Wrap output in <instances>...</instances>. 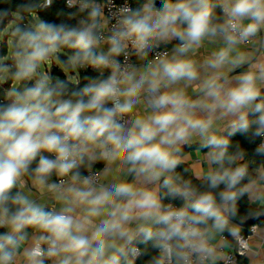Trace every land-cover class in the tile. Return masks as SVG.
Returning <instances> with one entry per match:
<instances>
[{
  "label": "clouds",
  "instance_id": "9594fccd",
  "mask_svg": "<svg viewBox=\"0 0 264 264\" xmlns=\"http://www.w3.org/2000/svg\"><path fill=\"white\" fill-rule=\"evenodd\" d=\"M65 3L59 20L39 15L53 0L0 10V264H216L239 201L264 205V0Z\"/></svg>",
  "mask_w": 264,
  "mask_h": 264
},
{
  "label": "trees",
  "instance_id": "16d2710c",
  "mask_svg": "<svg viewBox=\"0 0 264 264\" xmlns=\"http://www.w3.org/2000/svg\"><path fill=\"white\" fill-rule=\"evenodd\" d=\"M138 1L139 0H136V2H138ZM21 2H22V0H0V10L10 9V10L14 11V10H16L17 5ZM133 3H134V0H133ZM62 8H65V4H64L63 0H53V4L49 8L41 10L39 12V15L41 18H43L45 20H59L61 18L56 17V12ZM217 11H219V9ZM0 27H2V26H0ZM6 53H7V48H6V46H3L2 50L0 51V55H5ZM50 72H53L55 75H62L60 73L57 65L52 66ZM69 75H71V73H69ZM80 75L83 77L84 73L83 72L82 73H79V72L76 73L77 82L79 80ZM81 82L84 83L86 81H83V79H82ZM3 92L6 93L5 88L2 85H0V102H4V98H6V97H4ZM233 139L234 140H240L242 142L241 146L243 148H245L247 151L246 162L249 164V171H250V173L254 174L253 171L262 162L261 157L254 155L253 149H254L255 145H249L246 141L243 140V137H240V136H237ZM182 168H188L189 169V167L186 164H183ZM177 171H181V168H178ZM185 175H186V178L193 179L194 183H199V181L195 180L194 176H192V174L190 173V170ZM176 203L178 204L179 202L177 201ZM263 212H264L263 209L254 208L253 206H251L249 199L246 197L245 199H242L239 201V215L237 217V220L234 221L233 223H235L236 225H239L241 228L247 230L250 225L260 224L264 221V218L261 217ZM253 213H261V214L258 216H254V215H252ZM0 231H3V229H0ZM224 236L226 237V243L228 245L232 246L234 244L232 237L228 236L227 233H225ZM140 247L143 248L144 246L140 245ZM149 258H150L149 256L145 255L141 259L137 260L136 264H146V262L148 261ZM238 262H239V264H246V261L243 258H239Z\"/></svg>",
  "mask_w": 264,
  "mask_h": 264
},
{
  "label": "crops",
  "instance_id": "0c3cea01",
  "mask_svg": "<svg viewBox=\"0 0 264 264\" xmlns=\"http://www.w3.org/2000/svg\"><path fill=\"white\" fill-rule=\"evenodd\" d=\"M157 3H159V0H157ZM134 6H135V4H134ZM214 50H216V46L208 44L207 42H205L204 45L200 49L197 50L195 58H197V59L206 58ZM242 70L243 69H238V70H236V72H239ZM232 74H235V73H232ZM74 82H77V80ZM137 111H139L141 115L145 114V111L142 107L138 108ZM203 152L204 151L200 148L198 140L194 141L190 146H184L183 153L185 156L189 157V159L185 162V164L189 167L191 174H192V171L194 170L195 166L203 164ZM204 167L206 168L207 165L204 164ZM253 173H255V170L253 171ZM29 186L31 187L30 182H29ZM29 194L33 198H39L40 197V193L38 191H36L35 189H33L32 192ZM41 202H45V201H41ZM249 202H250L251 206H253L254 208H260V209H263V211H264V205H261L259 202L255 201V200H251V199H249ZM261 217L264 218V212L262 213ZM257 225L259 226V230L261 232H264V221L260 224H257ZM237 226L239 227L240 232H243V229L239 225H237ZM214 243H218V252H219V258L216 261V264H220L222 259H223V253L221 252V249L223 248V249H225V251H227L229 249V247H231V245H228L219 236L217 237V240L214 241ZM250 243L255 245V243H256L255 237H253L250 240ZM243 259H245L246 264L249 262H253L254 264H256L257 261L261 262V264H264V248H261L259 250V256L258 257H252V254L248 253Z\"/></svg>",
  "mask_w": 264,
  "mask_h": 264
},
{
  "label": "built area",
  "instance_id": "2783aa9c",
  "mask_svg": "<svg viewBox=\"0 0 264 264\" xmlns=\"http://www.w3.org/2000/svg\"><path fill=\"white\" fill-rule=\"evenodd\" d=\"M64 1V4H65V7H66V3H65V0ZM125 2V0H115V3L117 5H120V4H123ZM127 2L129 3L130 6H133L134 3H133V0H127ZM105 13L107 15L108 13V9L106 8L105 9ZM254 226H258L257 224H252L249 226V228L247 230L243 229V232H240V237H242L243 239H241L240 237H238L237 239H233L234 241V244L229 247V249L227 251H225V249H221V252L223 253V259L221 261L220 264H239V258H244L248 252H243L242 251V245L244 243V240H247L251 235H252V228ZM222 240L224 242H226V237H221ZM250 243V241H249ZM247 264H254L253 262H249Z\"/></svg>",
  "mask_w": 264,
  "mask_h": 264
},
{
  "label": "rangeland",
  "instance_id": "374dc122",
  "mask_svg": "<svg viewBox=\"0 0 264 264\" xmlns=\"http://www.w3.org/2000/svg\"><path fill=\"white\" fill-rule=\"evenodd\" d=\"M9 39H10V37L5 32H0V51L2 50L3 46H6V48H7V44H8ZM54 65H55L54 62L43 64L41 66L40 71L42 73H48V72H50L51 67ZM0 85H2L5 88L6 93L12 86L11 84H0Z\"/></svg>",
  "mask_w": 264,
  "mask_h": 264
}]
</instances>
